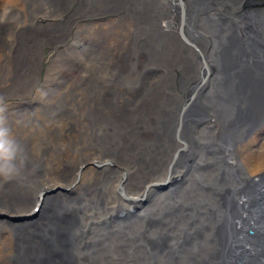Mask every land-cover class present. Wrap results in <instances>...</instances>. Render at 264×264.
<instances>
[{
	"label": "bare ground",
	"instance_id": "6f19581e",
	"mask_svg": "<svg viewBox=\"0 0 264 264\" xmlns=\"http://www.w3.org/2000/svg\"><path fill=\"white\" fill-rule=\"evenodd\" d=\"M237 1L0 0L27 157L0 264H264V21L238 28Z\"/></svg>",
	"mask_w": 264,
	"mask_h": 264
},
{
	"label": "clouds",
	"instance_id": "9594fccd",
	"mask_svg": "<svg viewBox=\"0 0 264 264\" xmlns=\"http://www.w3.org/2000/svg\"><path fill=\"white\" fill-rule=\"evenodd\" d=\"M5 112L6 107L0 97V178L7 182L21 176L27 157L8 124Z\"/></svg>",
	"mask_w": 264,
	"mask_h": 264
},
{
	"label": "flooded vegetation",
	"instance_id": "af4514ba",
	"mask_svg": "<svg viewBox=\"0 0 264 264\" xmlns=\"http://www.w3.org/2000/svg\"><path fill=\"white\" fill-rule=\"evenodd\" d=\"M262 2H263V0H238L237 2H235L234 5L233 4L228 5L229 8H233V7L235 8L233 12H234V15L236 16L235 18H238L237 19L238 28H241L242 25L244 26L247 24L248 27H250L254 30L256 27L261 26L262 21H264V8L263 9H256V8H258L261 5L260 3H262ZM247 3H248V5H247ZM252 5L255 8L252 7V8L247 9L248 7H251ZM237 7H239V9ZM224 9H226V8H224ZM235 18H233V19H235ZM242 20H243V22H242ZM244 20L246 22H244ZM242 23H246V24H242ZM256 54L261 55L262 53L258 51V52H256Z\"/></svg>",
	"mask_w": 264,
	"mask_h": 264
},
{
	"label": "rangeland",
	"instance_id": "374dc122",
	"mask_svg": "<svg viewBox=\"0 0 264 264\" xmlns=\"http://www.w3.org/2000/svg\"><path fill=\"white\" fill-rule=\"evenodd\" d=\"M261 5L258 7V8H256V9H263L264 8V0H263V2L262 3H260ZM247 5H248V3H247ZM252 7H254L253 5L251 6V7H248L247 9H249V8H252ZM255 8V7H254ZM224 10V9H223ZM105 21H107V20H105ZM105 21H102V22H105ZM78 45V48H81V47H83L84 46V44L83 43H79V44H77ZM76 45V46H77ZM48 50L46 49V47L44 48V50H43V53H44V55H46ZM45 57H48V56H45ZM44 64V66H45V63H43ZM44 72H45V70H43L42 72H41V75H40V79H41V81H43L46 77H45V74H44ZM41 81H40V83H38V85L39 84H41ZM52 85V84H51ZM58 87V84L54 87H52L50 90H46V92L45 93H50L51 91H53V89L54 88H57ZM26 90H29L28 88L26 89ZM17 94H23V93H21V92H17ZM51 94V93H50ZM24 95V94H23ZM233 96H235V95H232V94H228V96L227 97H229V100L230 99H233ZM21 102H28V101H30V102H33L34 100H29L28 98H25L24 100H20ZM14 102H16L15 100H14ZM40 103H38V104H35L36 106L37 105H39ZM13 105V104H12ZM12 105H9V106H7L6 107V110H8V109H10V107L12 106ZM25 105H27L26 103H24V104H21L20 106L22 107H24ZM14 106V105H13ZM100 164V163H99ZM98 164V165H99ZM187 172H188V170L187 171H185V173H184V175L186 176L187 175ZM165 183V180L163 181V182H161V183H157V184H155V186H156V190H157V187H159V186H161L162 184H164ZM64 189V190H63ZM62 190H63V192H66L68 189L66 188H63ZM71 191V190H70ZM69 191V192H70ZM168 191V189H165V190H161V191H159V190H157V192L158 193H163V192H167ZM136 209V211L135 212H137V209H138V207L137 208H135ZM38 210V207H35L34 208V210H33V212L35 211H37ZM32 213V212H31ZM135 213H133V215H134ZM1 215H4V214H0V216ZM28 216V215H27ZM2 218H0V219H4V217L5 216H1ZM8 220V221H7ZM7 220H2V221H4V222H7L8 224L10 223V222H13V223H17V222H22V220H17L16 218H13V217H11V216H8L7 217ZM17 220V221H16Z\"/></svg>",
	"mask_w": 264,
	"mask_h": 264
},
{
	"label": "water",
	"instance_id": "95a60500",
	"mask_svg": "<svg viewBox=\"0 0 264 264\" xmlns=\"http://www.w3.org/2000/svg\"><path fill=\"white\" fill-rule=\"evenodd\" d=\"M128 214V213H127ZM126 214V215H127ZM125 215V216H126ZM125 218V217H124ZM217 228V227H216ZM216 228H213V229H211V231H212V236H210V237H212L213 239L214 238H216L217 239V241H216V244H219V243H221V238H223V239H225V241H227V234H226V232L224 231V229L223 228H220V229H216ZM208 232L210 231V227H206L205 228ZM193 230V229H192ZM221 230H222V232L223 233H221ZM253 234H254V231L253 230H249V231H247V233H245V235L246 236H248V237H252L253 236ZM186 236L187 237H189V236H193L192 234H189L188 235V233L186 234ZM194 237V236H193ZM220 238V239H219Z\"/></svg>",
	"mask_w": 264,
	"mask_h": 264
}]
</instances>
